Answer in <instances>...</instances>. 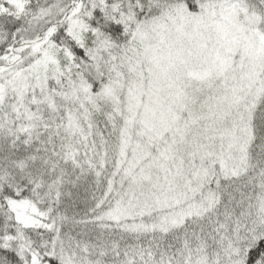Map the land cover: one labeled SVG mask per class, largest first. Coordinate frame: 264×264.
Masks as SVG:
<instances>
[{"label": "snow or ice", "instance_id": "6c2138e0", "mask_svg": "<svg viewBox=\"0 0 264 264\" xmlns=\"http://www.w3.org/2000/svg\"><path fill=\"white\" fill-rule=\"evenodd\" d=\"M0 264H264V0H0Z\"/></svg>", "mask_w": 264, "mask_h": 264}]
</instances>
